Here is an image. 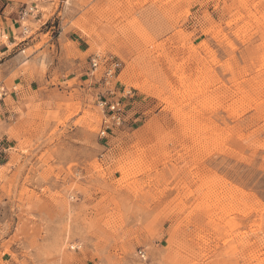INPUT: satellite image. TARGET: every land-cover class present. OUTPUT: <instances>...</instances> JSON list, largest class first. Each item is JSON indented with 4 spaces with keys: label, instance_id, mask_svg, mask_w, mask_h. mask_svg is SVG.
<instances>
[{
    "label": "rangeland",
    "instance_id": "obj_1",
    "mask_svg": "<svg viewBox=\"0 0 264 264\" xmlns=\"http://www.w3.org/2000/svg\"><path fill=\"white\" fill-rule=\"evenodd\" d=\"M5 1L0 264H264V0Z\"/></svg>",
    "mask_w": 264,
    "mask_h": 264
},
{
    "label": "crops",
    "instance_id": "obj_2",
    "mask_svg": "<svg viewBox=\"0 0 264 264\" xmlns=\"http://www.w3.org/2000/svg\"><path fill=\"white\" fill-rule=\"evenodd\" d=\"M24 6H19L18 3H9L5 0H0V24L4 30L10 34L9 41H2L0 43V82H5L9 78L15 80L24 79L20 76L21 68L24 64L32 63L35 55H27V50L35 46V38H27L21 33V29L25 27L26 30L27 24L23 23V20L26 16L22 14V9ZM23 36L20 41H16L15 36ZM30 57V58H29ZM19 74L18 76H16ZM12 98V100L9 99ZM22 96L18 91L12 89L11 91L6 92L2 98H0V118L10 124V118L15 116L16 109L15 103H18V106L24 107V102L22 101ZM3 140L8 141L9 135L3 131L2 132ZM1 145V144H0ZM6 146H0V152L7 150ZM3 164V163H2Z\"/></svg>",
    "mask_w": 264,
    "mask_h": 264
},
{
    "label": "built area",
    "instance_id": "obj_3",
    "mask_svg": "<svg viewBox=\"0 0 264 264\" xmlns=\"http://www.w3.org/2000/svg\"><path fill=\"white\" fill-rule=\"evenodd\" d=\"M35 5H31V6H25L23 9H22V14L23 15H29L30 13H34L35 12ZM96 65V63L94 62V66ZM100 104L104 107H108L111 111L115 112V111H118L119 110V104L120 102L119 101H115V100H108V99H102L100 101ZM114 119L116 118H120V117H116V115H113ZM106 131L104 130L103 133H105ZM139 254L140 256L143 258V259H146V255H145V252L140 249L139 250Z\"/></svg>",
    "mask_w": 264,
    "mask_h": 264
},
{
    "label": "bare ground",
    "instance_id": "obj_4",
    "mask_svg": "<svg viewBox=\"0 0 264 264\" xmlns=\"http://www.w3.org/2000/svg\"><path fill=\"white\" fill-rule=\"evenodd\" d=\"M30 6H31V5H30ZM36 8H37V7H35V10H37ZM24 16H26V15H24ZM24 32L27 33L28 31L25 29ZM5 36L8 37L7 34H5ZM132 70H133V68H132L131 66H129L128 69H126V71H125L126 73H125V74H126L127 76L132 75V74H133V73H132ZM65 258H66V260H71V257H68V256H67V257H64V259H65Z\"/></svg>",
    "mask_w": 264,
    "mask_h": 264
}]
</instances>
